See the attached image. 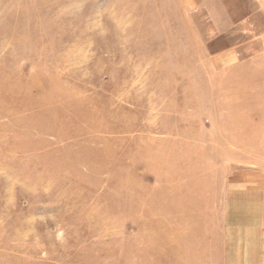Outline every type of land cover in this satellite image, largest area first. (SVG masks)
<instances>
[{"label":"rangeland","instance_id":"374dc122","mask_svg":"<svg viewBox=\"0 0 264 264\" xmlns=\"http://www.w3.org/2000/svg\"><path fill=\"white\" fill-rule=\"evenodd\" d=\"M0 264H264V0H0Z\"/></svg>","mask_w":264,"mask_h":264},{"label":"crops","instance_id":"0c3cea01","mask_svg":"<svg viewBox=\"0 0 264 264\" xmlns=\"http://www.w3.org/2000/svg\"><path fill=\"white\" fill-rule=\"evenodd\" d=\"M248 193L250 194V195H252V194H258L259 193V191L256 189H254V190H250V191H248ZM253 196V195H252Z\"/></svg>","mask_w":264,"mask_h":264}]
</instances>
